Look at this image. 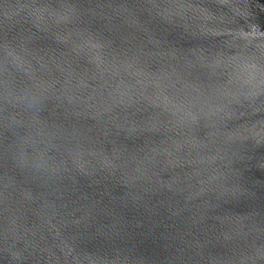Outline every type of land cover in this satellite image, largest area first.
Segmentation results:
<instances>
[{
    "label": "water",
    "instance_id": "obj_1",
    "mask_svg": "<svg viewBox=\"0 0 264 264\" xmlns=\"http://www.w3.org/2000/svg\"><path fill=\"white\" fill-rule=\"evenodd\" d=\"M0 264H264V0H0Z\"/></svg>",
    "mask_w": 264,
    "mask_h": 264
}]
</instances>
